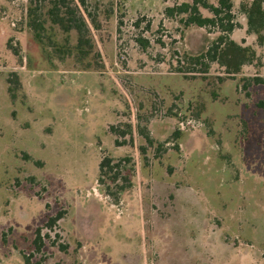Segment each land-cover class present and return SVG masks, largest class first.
I'll use <instances>...</instances> for the list:
<instances>
[{"label":"rangeland","instance_id":"374dc122","mask_svg":"<svg viewBox=\"0 0 264 264\" xmlns=\"http://www.w3.org/2000/svg\"><path fill=\"white\" fill-rule=\"evenodd\" d=\"M85 1L94 51L78 62L77 33L49 20V0H0V264H264L253 0H232L230 37L258 56L234 76L217 63L177 71L220 35L166 15L188 0ZM30 5L46 19L41 40ZM105 155L135 167L117 204L97 182Z\"/></svg>","mask_w":264,"mask_h":264},{"label":"trees","instance_id":"16d2710c","mask_svg":"<svg viewBox=\"0 0 264 264\" xmlns=\"http://www.w3.org/2000/svg\"><path fill=\"white\" fill-rule=\"evenodd\" d=\"M46 1V0H42ZM33 2V1H32ZM50 8L45 13L54 25H57L64 33L75 31L77 33V60L83 62L94 51V42L91 37V30L88 24V12L86 11L85 0H49ZM264 0H253L249 8H246L245 14L248 23V33L257 36L258 43H264ZM202 10L211 13L210 17L203 15ZM87 15V16H86ZM166 15L171 18H180V22L185 26H197L199 28L219 29L220 35L203 52L191 55L186 54L187 64L179 60L177 71L183 74L195 72L208 73L211 63H217L224 68L229 76H234L242 71V68L251 65L258 60L256 51L244 44H240L230 37L231 33L239 26L233 22V2L232 0H218L215 4L212 0H188L181 4L166 8ZM42 7L30 5L28 9V27L35 33L38 39H42L41 34L45 30L46 19L42 18ZM121 24L122 22L119 21ZM198 66H204L202 71H197ZM246 81V79H244ZM254 83L262 82V79H252ZM250 82L244 86L248 88ZM130 127V126H129ZM112 127L111 130L117 131L116 136L126 138L125 131L117 130ZM151 144L149 136L146 137ZM116 139V144H119ZM144 150V148H143ZM135 167L130 156L115 158L105 155L99 164V173L97 182L103 188L107 197L114 203H119L121 196L133 186ZM62 218L59 213L55 217L49 218L47 226L52 227ZM37 252H41L44 242L42 229L36 230L34 240ZM62 246V250L65 251ZM25 264H31L29 259H25Z\"/></svg>","mask_w":264,"mask_h":264}]
</instances>
